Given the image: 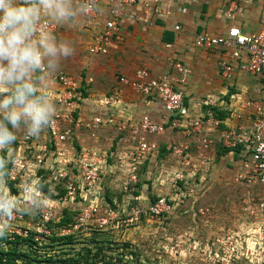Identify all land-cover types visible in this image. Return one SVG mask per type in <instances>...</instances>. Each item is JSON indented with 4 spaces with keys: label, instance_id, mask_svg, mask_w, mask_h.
Listing matches in <instances>:
<instances>
[{
    "label": "built area",
    "instance_id": "obj_1",
    "mask_svg": "<svg viewBox=\"0 0 264 264\" xmlns=\"http://www.w3.org/2000/svg\"><path fill=\"white\" fill-rule=\"evenodd\" d=\"M148 1L146 5L157 4L160 0ZM42 2L44 4V7L40 9L42 17L31 23L40 45H44V40L46 41L55 30L54 24L47 18L52 4L64 3L66 0H42ZM136 2L137 0H115L114 6L108 12L110 18L106 23V29L95 37L90 48L91 54L106 55L113 39L119 42L124 40L119 33L118 23L124 17V11ZM81 4L83 11L91 15L97 10L98 0H83ZM9 27L2 32H7ZM179 29L180 26L175 27L176 31ZM21 44L24 45L25 40H22ZM196 46L212 51L219 49L232 51L231 59L235 63L223 61L220 65L226 79H232L239 73L264 79V32L250 35L238 27H231L226 35L199 36ZM31 53L34 62L28 60V63L40 71H47L43 65V49L39 46ZM170 67L179 73L188 72L179 63H171ZM56 81L63 88V92L55 96L57 107L51 111V114L41 112L42 117L39 121L35 115L32 116V129L22 136L20 147L23 152L18 154V157H15L16 154L13 156L12 168L7 172L8 180L17 183L16 186L20 187L16 194L11 192L12 200L25 202V205L30 208L36 206L37 198L47 201L39 185L42 178L38 173L41 169L50 170L55 175H53L55 183L63 182L65 186L66 193L62 197L48 201L51 203L49 207L39 210L38 218L36 217V232L34 231L37 240L52 235L49 225L55 220L56 209H61L62 204H76L83 191H90L96 185L99 174L108 163L107 153L80 151L75 156L71 155L68 151L72 149L68 146V138L72 131L81 127L97 130L102 126L110 125L117 126L120 130L128 128L125 121L116 118L96 117L88 121L78 118L76 114L78 100L81 101L83 97L82 93L76 90V82L65 74L56 76ZM178 82L181 80L170 72L152 77L146 70H138L133 81L125 77L119 80L120 87L115 88L113 94L105 99L106 105L117 103L125 89L122 87H131L141 96L155 97L166 113L161 123L156 122L149 115H144L129 126V131L133 134L131 143L135 146H131L128 151H123L119 155V162L122 165L126 162L129 164V160L141 163L140 161L146 156L158 151V146L147 140L146 135L165 136L169 131L170 133L176 131L183 136L184 141L183 143L174 142L168 147L171 150L170 154L180 160V169L176 166L174 177L171 179L173 186H178L194 196L198 195L196 189L199 185V177L214 157L215 149L220 145L222 148L233 151L242 148L240 156L243 160L241 168L236 172V181L248 187L264 190V97L244 100L238 94H232L228 103L230 110H227L230 114L223 121L216 118L213 111H207L209 107L216 106L213 98L205 102L206 109L197 114L193 113L184 95L175 88ZM3 94L4 98L10 101L17 97L13 90H6ZM43 124L46 126L44 127ZM45 128L48 139L41 143L37 141V135L41 129ZM230 153L233 154V152ZM53 155L58 156L59 161L53 159ZM77 155L80 156L79 159H76ZM56 162L58 164L55 167ZM136 182L137 177L130 175L124 181V190L127 191ZM9 202L8 199H0V233L5 232L12 238L16 236L28 238L31 231L21 225L27 218L26 213L21 208L18 211L11 209L12 205ZM256 203L257 205H254L249 215L251 219L248 226L252 232L250 236L244 237L239 232V235L235 234V230H229L224 239L218 240L215 247L211 249L209 264H242L240 256L254 264H264L260 258L264 253V199ZM99 209L100 205L98 207L96 204L84 206L76 217L75 224L60 230V236L70 235L84 227L93 216L100 212ZM105 209L106 214L113 219L115 215L113 208L108 206ZM171 209V201L166 197L155 199L148 205H136L131 208L126 224L139 222L143 217L159 219L168 214ZM108 223L109 219H102L99 224L103 227ZM262 257L264 258V254Z\"/></svg>",
    "mask_w": 264,
    "mask_h": 264
},
{
    "label": "crops",
    "instance_id": "obj_2",
    "mask_svg": "<svg viewBox=\"0 0 264 264\" xmlns=\"http://www.w3.org/2000/svg\"><path fill=\"white\" fill-rule=\"evenodd\" d=\"M82 1L66 0L64 3L52 4L48 11L47 18L54 24L55 31L47 37V48L44 51V63L49 72L42 73L32 67L28 60L15 64L14 61H19L25 52L30 54L36 47L38 38L31 23L42 17L40 9L44 4L42 0H11L13 8L30 9L31 12L27 20L21 19L15 26L10 25L7 32L0 31L1 95L4 96L6 90L16 91L15 86L18 84L24 85L32 82V77L36 76V80L40 76L36 94L32 100L26 101L28 112L39 110L51 114L57 107L55 96L63 92L62 86L53 81L51 76L63 72L84 77L85 83L83 80L81 82L86 86L81 92L82 97H88L85 101L84 98L78 100L77 117L85 121L96 117L116 118L125 121L128 126L127 130H120L113 125L102 126L97 130L82 127L93 135L92 139L98 141L103 140L99 133L106 131L102 130L104 127L124 134L129 132V126L141 116L149 115L158 123L163 121L166 113L162 104L155 97L135 93L131 87H122L125 89L116 104H105V99L110 97L112 91L120 87L119 80L125 77L133 81L138 70H146L152 77L167 72L178 77L181 82L175 88L184 95L188 107L195 114L203 111L205 102L211 98L215 99L216 106L209 107L207 111L215 108L230 110L228 103L232 94H238L244 100L264 97V79L243 73L235 74L232 79L223 76L220 65L223 61H233L232 51H212L196 46L199 36L226 35L231 27H238L250 35L264 32V0H160L151 5H146L148 0H137L135 5L124 11V17L118 23L119 33L124 40L119 42L113 39L106 55L91 54L90 48L95 37L105 31L110 18L108 12L115 0H98L97 10L91 15L83 11ZM3 16V10H0V23ZM176 26H180L179 31L175 30ZM12 35L17 39L10 47L8 39ZM22 40H25L24 45L21 44ZM5 48H9L11 53L5 54ZM171 63L181 64L188 72L179 73L170 67ZM249 89H254L255 94H251V91L249 93ZM30 106L32 110H29ZM15 107L14 103L10 105L13 112ZM23 121L28 123V130L25 131L31 130L32 121L26 114ZM47 139L45 128L37 135V141L42 143ZM15 140L10 145L19 143L17 138ZM78 140L81 142V139ZM84 143L86 141H82ZM92 147L95 150L90 151L104 153L98 147ZM3 148L6 147H0L1 152ZM77 148L79 152L82 149L79 146ZM107 155L109 161L116 158L118 153L109 151ZM117 160L119 162V156Z\"/></svg>",
    "mask_w": 264,
    "mask_h": 264
},
{
    "label": "rangeland",
    "instance_id": "obj_3",
    "mask_svg": "<svg viewBox=\"0 0 264 264\" xmlns=\"http://www.w3.org/2000/svg\"><path fill=\"white\" fill-rule=\"evenodd\" d=\"M44 42V45H40L38 41L32 51L39 46L45 51L47 42L45 40ZM45 68L47 69L46 65ZM41 72L48 73L49 71L47 69V71L41 70ZM63 74L76 82V90L83 92L82 88L85 89L86 85L83 86L81 81L83 80L85 83L84 77L58 72L51 78L56 81V76ZM39 77L36 80V76L32 77V82L23 83L24 85L16 84L15 94L17 97L23 95V100L16 98L12 100V103L6 104L5 101L10 100H4V96L0 94V147L7 148V156L10 155L12 161H14L15 151H17L15 157L23 152L20 147L22 141L19 139L23 135L22 132L25 129L28 130V123L23 121L25 114L28 119L33 121L34 111L28 112L26 101L32 100L33 95L36 94V86H40L38 79L41 77ZM250 91L251 94H255L254 89H249V93ZM86 97L81 100L85 101ZM13 103L16 106L14 112L13 108H10ZM19 116L20 119H18ZM10 129L12 134L9 132ZM78 129L75 128L74 133H71L68 138V146L72 148L68 151L74 156L77 151L79 152L78 146L82 147V152L95 150L92 146H96L101 152L114 151L118 153V156L122 151H128L131 146H135L131 143L133 134L130 131L120 134L118 131L108 130V127H104L102 130L106 131L99 133L103 140L98 141V139H92L93 135L87 130L85 131L82 127ZM15 138L19 140V143H13V145L17 144L14 146L10 145L11 141H16ZM78 138L81 139V142ZM146 138L158 146L157 152L146 156L140 161L141 163L129 160V164L126 162L125 165H122L117 160L118 156L113 160L110 159L104 165L102 173L99 174L96 185L90 191H83L80 202L78 201L74 205L62 204L61 209H56L54 221H59L63 210L68 206L72 211L77 212L76 218L84 206L96 204L99 207L104 202V206L99 209L100 212L93 216L84 227L75 231L73 245L67 248L59 245L56 246V249L51 248L56 251V255H63L60 252H68L70 258L79 259L81 264H122L126 261L127 264H209L211 249L215 247L218 240L224 239L229 230H235V234L239 232L244 237L250 236L252 233L248 226L251 219L250 211L254 205H257L256 202L264 199V190L248 187L236 181V172L241 168L243 160L240 156L230 153L222 155L220 159L216 148L214 157L211 158L210 163L199 177V185L196 189L198 195L194 196L178 186H173L171 180L174 177L176 166L180 169V160L170 154L171 150L168 147L174 142L183 143V136L179 132L170 133L169 131L165 136L146 135ZM82 141H86V143L82 144ZM8 145L12 149L8 150ZM52 158L57 159L58 156L53 155ZM79 158L80 156L77 155L76 159ZM9 160L3 161L0 156V199L10 200L9 203L13 210L23 209L27 218L22 221L21 225L36 232L35 226L39 210L49 207L51 203L48 200L37 198L34 199L36 206L30 208L25 205V202L12 200L13 194L10 192V186L6 185L5 179L7 172L12 168L11 159ZM3 163L4 165H2ZM57 164L58 162L54 164L55 167ZM48 172L50 174L44 173L45 179H42L44 184H48L50 180L51 189L61 185V183L56 185L53 178L54 173ZM130 175H135L137 182L125 191L124 181ZM161 197H166L172 202V209L168 215L165 214L159 219L143 217L139 222L131 225L126 224L128 214L133 206L148 205ZM111 201H113L112 206L110 205ZM108 206L115 211L113 219H110V215L105 212V208ZM102 219H109L108 225L100 227L99 223ZM52 232H54L53 228ZM39 240L43 243L49 241L44 237ZM44 250H47V247ZM38 253L33 254L39 256L44 252L39 251ZM262 255L260 258L264 261ZM240 257L242 264H254L245 257Z\"/></svg>",
    "mask_w": 264,
    "mask_h": 264
},
{
    "label": "trees",
    "instance_id": "obj_4",
    "mask_svg": "<svg viewBox=\"0 0 264 264\" xmlns=\"http://www.w3.org/2000/svg\"><path fill=\"white\" fill-rule=\"evenodd\" d=\"M228 100V98H226ZM207 107H205L206 109ZM211 111L214 112V115L216 118L225 120L226 117L229 116L230 112L227 110H221L219 108L212 109ZM169 127V124L167 125ZM9 128L11 126L9 125ZM10 134H12V131L10 129ZM174 132V131H173ZM219 152V157L221 159L222 155L230 154V152H233V154H236L238 157L240 156L241 149L232 150L227 148H222L220 145L217 147ZM8 151L7 149L3 148L1 155L3 161H10L12 160V157L9 158L7 156ZM241 158V156H240ZM47 168H43L39 171V176H41L42 179H45V172L49 173ZM76 172H78L76 170ZM50 174V173H49ZM6 179V185H9L13 194H16L18 190H20L19 186H16L17 183L11 182L8 180V177H5ZM40 181V190H42L48 201L58 199L62 197L66 193L65 186L63 182H57V184L61 183V185L56 186V188L51 189L50 183L44 184V180ZM260 190V189H259ZM154 200V199H153ZM80 202V201H79ZM110 205H113V201H111ZM104 203V202H103ZM101 203L100 207L102 208L104 204ZM172 204V202H171ZM76 213L68 208H65L62 212V216L60 217V220L53 221L49 226L50 228L54 229V232H52V235L50 237L44 236L45 239H48V243H43L40 240L36 239V233L34 231H31L30 236L28 238H22L19 236L16 237H9V235L5 232L0 233V264H81V261L79 259H73L69 257L68 252H60L63 253V255H56L55 250H51V248L56 249V246H63L67 248L68 246H71L75 243V234L76 232H73L70 235L67 236H60L59 230H62L63 228H70L75 224L76 221ZM168 215V214H167ZM46 244V245H45ZM47 250H44L46 249ZM50 250V251H49ZM39 251H43L44 253L37 256L33 253H38ZM39 254V253H38ZM132 256V253H131ZM127 259V258H126ZM94 264V263H90ZM127 264V261L122 263Z\"/></svg>",
    "mask_w": 264,
    "mask_h": 264
},
{
    "label": "clouds",
    "instance_id": "obj_5",
    "mask_svg": "<svg viewBox=\"0 0 264 264\" xmlns=\"http://www.w3.org/2000/svg\"><path fill=\"white\" fill-rule=\"evenodd\" d=\"M0 10H3L4 12V16H3V22L0 23V31H4L8 26H15L21 19H25L27 20V16L29 14V12H31V10H25L24 8H13L11 6V0H0ZM25 28H27V25H25ZM17 37L15 35H12L9 39H8V44L11 47L14 42L16 41ZM3 52L5 54L9 53V48H5L3 49ZM12 54L14 55L15 52L14 50L12 51ZM23 60H33V57L28 53L25 52L23 54V56L20 57L19 61H14V64L17 62H22ZM34 62V60H33ZM9 75H11V73H9ZM18 100H23V95L18 96L17 97ZM9 101H5V103L7 104ZM31 106H30V109ZM34 115L37 119V121H39V119H41L42 117V113L39 110H35L34 111ZM13 119H15V117H13Z\"/></svg>",
    "mask_w": 264,
    "mask_h": 264
}]
</instances>
